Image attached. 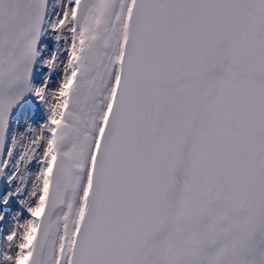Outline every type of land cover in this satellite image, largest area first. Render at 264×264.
<instances>
[{"label": "snow or ice", "instance_id": "snow-or-ice-1", "mask_svg": "<svg viewBox=\"0 0 264 264\" xmlns=\"http://www.w3.org/2000/svg\"><path fill=\"white\" fill-rule=\"evenodd\" d=\"M0 264H264V0H0Z\"/></svg>", "mask_w": 264, "mask_h": 264}]
</instances>
